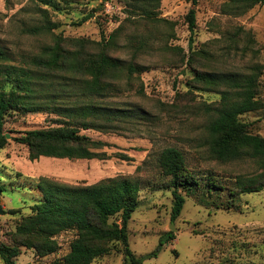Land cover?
Instances as JSON below:
<instances>
[{
    "label": "rangeland",
    "instance_id": "374dc122",
    "mask_svg": "<svg viewBox=\"0 0 264 264\" xmlns=\"http://www.w3.org/2000/svg\"><path fill=\"white\" fill-rule=\"evenodd\" d=\"M231 4L232 0H0V48L12 64L38 54L42 46L53 43V34H59L109 40L110 55L142 70L130 78L121 72L104 95L88 97L134 114L120 134L81 130L104 142L101 151L106 159L31 161L26 146L13 140L23 131L64 123L58 108L85 98L79 80H68L71 76L45 80L53 86L29 96L32 109L7 111L3 131L9 137L0 148V243L14 244L17 222L42 198L37 188L40 178L87 185L121 175L140 185L139 202L127 224L130 249L145 256L174 228V238L143 264H264V189L234 192V177L251 175L256 166L249 160L221 162L209 155L210 116L205 104L216 105L220 95L218 89H204L192 81L196 71L242 76L253 66H262L257 86L261 108L239 119L264 138V6L235 14ZM190 9L194 10L191 29L186 19ZM45 18L56 23L52 33L25 31ZM191 51L197 54L188 63ZM166 147L179 149L187 171L197 178L196 191L185 195L181 213L172 222L170 179L158 166ZM74 237V230L58 234L57 251L46 257L20 247L17 264H47L62 258ZM91 264H123V255L112 251Z\"/></svg>",
    "mask_w": 264,
    "mask_h": 264
},
{
    "label": "trees",
    "instance_id": "16d2710c",
    "mask_svg": "<svg viewBox=\"0 0 264 264\" xmlns=\"http://www.w3.org/2000/svg\"><path fill=\"white\" fill-rule=\"evenodd\" d=\"M258 4L264 6V0H232L231 6L237 10L235 14H243ZM186 19L191 29L194 26L193 9L189 10ZM54 28L56 23L45 18L41 24L25 31L38 35L52 33ZM110 48L109 40L102 42L53 34V43L42 46L38 54L29 56L23 64L10 63V56L0 48V148L8 142L3 131L7 111L32 109L27 101L29 96L50 91L53 85L45 84V80L66 74L75 77H67L68 80H79L84 100L58 108V113L66 118L61 125L29 129L13 140L26 146L31 161L40 157L106 159V152L101 151L104 142L81 133V130L120 134L126 129L124 124L132 123L134 114L128 109H112L88 97L104 95L121 72L130 78L133 73L142 71L136 64H125L110 55ZM195 54L196 51L190 52L188 63ZM262 68L253 66L251 72L242 76L196 71L192 78L199 87L218 89L220 95L216 105L205 104V111L210 116L206 127L209 155L221 162L249 160L256 166L255 173L234 177L237 195L264 189V138L251 133L247 124L239 119L240 115L261 108L257 86ZM43 84L46 89L42 88ZM7 85L11 86L10 90L5 89ZM158 166L170 179L167 187L172 198V222L181 213L185 195L196 191L197 178L187 171L183 153L175 147H166L160 152ZM37 188L42 198L31 206L30 214L17 222L12 239L14 244L0 243L3 264H17L20 247L32 249L37 257L55 253L58 249L55 237L67 230L75 231L69 251L47 264H91L112 251L122 253L123 264H143L145 258L156 257L164 243L174 238V232L169 230L160 237L156 248L145 256H137L130 249L127 224L137 208L140 185L128 177H107L87 185L60 183L42 177Z\"/></svg>",
    "mask_w": 264,
    "mask_h": 264
},
{
    "label": "water",
    "instance_id": "95a60500",
    "mask_svg": "<svg viewBox=\"0 0 264 264\" xmlns=\"http://www.w3.org/2000/svg\"><path fill=\"white\" fill-rule=\"evenodd\" d=\"M6 137L8 138L9 137V135L8 134H6ZM171 230H174V228L172 227V229Z\"/></svg>",
    "mask_w": 264,
    "mask_h": 264
}]
</instances>
